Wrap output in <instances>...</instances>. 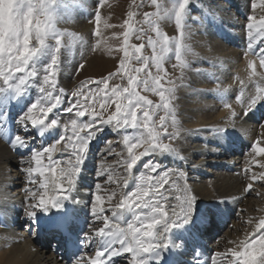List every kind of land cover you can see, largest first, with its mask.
I'll return each mask as SVG.
<instances>
[{
  "label": "snow or ice",
  "instance_id": "snow-or-ice-1",
  "mask_svg": "<svg viewBox=\"0 0 264 264\" xmlns=\"http://www.w3.org/2000/svg\"><path fill=\"white\" fill-rule=\"evenodd\" d=\"M12 2L14 5L27 4L28 7L22 15L14 7V14L20 20L21 27L10 31L4 37L5 46L0 50V81L8 90L14 92L15 100L27 95L30 87H35L39 92L36 100L16 116L15 121L20 131L10 141L12 147L16 149H30L29 159L26 161L29 166L20 170L27 175V183H39V187L44 190V193L38 197V203L33 204L32 208L39 207L45 213L50 208L63 209L64 204L57 196L48 195L49 188L53 191L59 189L62 192H69L74 188L82 171V165L85 163L90 142L106 127H110L121 137L127 152V157L119 161L127 175L121 176L120 179H123L125 185L135 180V190L130 196L126 194L127 198L118 205L121 209L127 208L132 211L133 221L129 223L125 234L119 225H113L105 214L103 227L96 230V235L101 237L103 248L94 256L89 255L83 259L87 260V264H113L118 256L132 254L135 258L137 252H149L151 248L156 247L150 242L156 237L155 229L167 221L166 205L170 198L167 193L187 194L188 192L187 186L180 184L186 173L176 169H165L160 172L158 171L160 162L154 159L144 162L143 168L147 170L146 172L134 176L132 170L143 157H154L157 153L184 160L183 155L172 144V141L180 136L173 97L176 91V79L183 81V71L189 67L186 56L192 51L185 42L188 35L187 17L190 14V0H160V2L151 0V5L156 10L144 12L143 19H136L138 15L136 11H128L127 18L120 26L124 29L123 32L116 34L118 37L122 36V43L115 49L122 54L116 71L100 80L82 82L78 89L68 95L66 106L65 90L57 87L60 71L58 54L65 35L56 26L58 15L56 5L60 0H12ZM71 3L79 5L80 0H71ZM105 3L106 0H97L93 33L96 37L101 35L102 16L99 9ZM36 5L39 7L37 8ZM133 5L136 8L144 6L143 3L136 5L135 0ZM251 9L253 14L247 17L246 24L248 36L254 39L253 33H255L264 37V0H259V3L252 2ZM162 20H174L177 35H167L161 28ZM109 27L115 26L109 25ZM33 32L36 35L37 47H33ZM67 35L70 51L78 42L82 43V39L77 34L67 33ZM48 38L55 40L56 48L52 49L50 58L45 61V55L49 51ZM133 40L140 43H132ZM98 42L93 50L99 47ZM247 47L249 50L253 48L251 40ZM146 49H150V55L146 53ZM107 50L109 53L113 51L111 48ZM259 51V67L264 69V48ZM173 57L175 59V63L172 64L173 69L181 71V76L177 78H173L165 68V64L171 62ZM79 67L82 69L83 64ZM247 67L250 69L249 80L257 75L264 79V73L257 72L255 60L249 61ZM117 78L126 83L110 86V81ZM240 83L243 84V81ZM89 84H94L95 87H87ZM4 91V88H0V93ZM143 93L158 97V102L149 99L148 95ZM236 99L247 109L243 113L247 116L258 104L264 103V87L255 83L254 92L249 95L247 102L243 100V92ZM113 106L114 110L110 111ZM224 106L230 109L233 118L231 122L234 124L238 114L231 104L226 103ZM62 112L70 114L69 119L63 124ZM84 117H87V120L82 119ZM6 119L7 117L0 113V120ZM61 126L64 134L50 146L31 147V139L37 136L43 138L47 133ZM169 128L172 131H169ZM129 129L132 130L131 134H128ZM5 131L0 124V133ZM217 133L220 139H224L227 129H217ZM62 143L63 147H60ZM106 143H109L111 155L110 142ZM67 149L71 150V155L66 165L62 166L63 162L54 160L53 155L56 152L63 153ZM252 152L256 156H264V146H261L260 139L253 144ZM116 155L121 154L116 153ZM260 166L264 167V165ZM105 174H107L106 182L119 183L118 179L113 178L109 169L102 167L100 175ZM174 174L175 179H173ZM36 177L40 179L37 180ZM260 178L264 179V172L260 174ZM170 180L171 184H169ZM248 187L251 188V185ZM95 188L99 193L102 186L97 183ZM31 196L32 199H37L36 192H31ZM64 198H67V195ZM181 198L179 195L176 197V199ZM111 200V195L105 198L97 194L92 214L94 216L97 214L96 209L103 213L105 205ZM186 203L191 207L195 203V196L191 195ZM112 215L116 217L117 213L113 211ZM28 216L35 220L37 213L32 210ZM192 219L185 214L173 223V227L181 225L187 227ZM0 226L6 227L3 224ZM63 227L65 231L68 230L67 225ZM110 227L111 231L108 230ZM164 230L167 231L166 228ZM177 243L184 244L182 240H178ZM230 243L235 246L226 253L216 254L225 258L230 257L227 264H264V218L259 219L255 224V230L245 239L240 240L238 244L235 241ZM196 255L199 253L197 252ZM163 259H160L159 264H162ZM195 264H200V261L197 259ZM212 264H217V261L213 260Z\"/></svg>",
  "mask_w": 264,
  "mask_h": 264
},
{
  "label": "bare ground",
  "instance_id": "bare-ground-1",
  "mask_svg": "<svg viewBox=\"0 0 264 264\" xmlns=\"http://www.w3.org/2000/svg\"><path fill=\"white\" fill-rule=\"evenodd\" d=\"M222 28L216 30V35L218 38L223 43L229 44L232 47L236 45L235 51H232V53L223 54H221L223 45L218 43L211 45L213 46L214 51L218 52L219 54L218 61H225L222 63L221 69H223V71L221 72L227 70V72H224L223 75V77L226 79L222 81L221 79L215 78L214 76H219V78L222 77V75H219L220 73L218 74L216 71V73H211L214 75L212 77L208 76L205 72H196V78L199 79L197 81L198 88L195 89L196 91H194L192 94H202L208 99L203 100L202 102L197 100L191 101L190 99L189 101L191 110L184 113V117H186V130L191 134H196V137H193L194 135L188 137V142L196 144L198 140V142H201V144L204 141H207L210 145L214 143L215 145L213 147L215 148L213 150L216 151H212L210 149L212 146L210 148L204 147L206 146L204 143V146H202L203 144L199 147L195 146L193 152L197 153V158L194 162H192V165L190 164L188 166L186 165V161L190 162L193 160H180L174 156H169L166 154L161 155L160 153H157L154 157H144L143 160L137 163V166L133 171V175L136 176L140 173L139 168L140 170L143 168L142 166L145 161L150 159H154L156 161L163 160L164 163H168V166H166L165 169L183 170L184 172L188 169L187 173L191 177H189L188 181L190 183H187V186L189 187L192 195L194 193H199L200 195L204 191L211 194L210 197L203 202V205L199 207L197 205H193L189 211L187 203L184 202L180 204L181 201H178L174 194V197L169 198L167 201V221L157 226L155 229L156 237L150 241L153 245L157 244L160 248L164 247V252H166L165 245L170 243V246L173 247V250L176 252V254H179L183 258H188L189 254H191V249H198L200 250L202 258L205 260L206 264H212L213 260H216L217 264H227V260L224 256H217L216 254L226 253L228 249L233 248L235 245L230 242L235 241L238 244L240 240L245 239L247 235L251 234L255 230V224L259 221V219L264 218L263 203H257L256 201L258 207L263 208L261 209V212H258L250 203L251 200L248 198L249 195H251L248 190L251 192L254 191L255 189L253 188H255V183H257L260 178V176L257 174V168L264 163V156H256L252 152V146L257 139H260L261 146H264V103L258 104L254 110L250 111L248 115L245 116L243 113L247 111V109L242 107V105L238 103L236 99L238 95L243 92V100L247 102L249 95L254 92V84L259 83L257 79L260 78L259 75L254 77L252 80H249L250 69L247 67L249 61L255 60L257 72L264 73V69L259 67V50L264 48V37H255L254 39L248 37L247 39H244L240 34L241 29H239L238 32H233L234 35H232L229 30L226 33L221 31ZM254 34L255 33H253V36L256 35ZM196 38L198 46L206 48L205 43L207 40L203 38V40L200 39V36H196ZM235 38H237V41ZM242 39H244L245 42H243ZM250 40L253 43V48L251 50H249L247 47ZM257 44H260L259 47H256ZM240 46H242V48H240ZM209 64L212 63L210 62ZM210 66L211 65H209V67ZM241 81H243V84L240 83ZM204 90H208L209 93H204ZM19 102L20 101H14L12 109L8 112L9 116L5 117H10L12 119L14 114H16L15 112L21 109V104ZM226 103L231 104L233 109H235L236 113L238 114L235 118L234 124L231 122L233 118L230 114V109L224 106ZM191 111L194 114L191 113ZM260 114H263V118L262 116L260 117ZM221 128L227 129L224 139H220L217 133V129ZM107 131L108 130L105 128L102 133L98 134L99 137L97 136V138L90 142L87 157L85 163L82 165V171L79 175V178L77 179L76 185L74 188L70 189L69 192H67L70 197L75 199L74 201L72 200L71 203V199L69 197L70 202L67 203L72 210L70 211L71 214L78 215L80 219L85 221L87 223L86 228H90L87 231L93 235L96 233V230H98L97 228L103 227L104 213L107 211V209H109V207L106 204L103 213H101L99 209H96L97 214L95 216L92 214L93 208L95 207V200H93V198L95 199L96 196L92 197L93 191H91V186L92 181L95 179L91 176L88 180L87 176L85 175L88 174V170L92 167L90 160L94 158L95 153H99V145L102 143L98 144V141H103L104 134H109ZM211 131L213 133H210ZM205 133L214 134L215 136H213V139L215 141H212V143L209 142L206 137H203ZM198 136L200 137L197 138ZM42 139L43 140L39 139L37 136L34 139H31V143L37 142L42 146H50L52 144L51 142L54 141L52 139ZM7 145L8 143L2 138V135H0V224L6 225V227L0 226V264H68L61 258L59 254H56L50 248L48 249L47 243L46 248L41 249L37 246L36 240L34 238L29 236L26 232L19 230L21 227H23L25 221L29 219L28 213L30 211L35 210L37 216L40 215L39 211L41 209L39 207L33 209L32 205L38 203V197L44 193V190L39 187V183L29 184L27 181H21L23 178H21V176L19 178L20 181L18 180V182L15 184L11 183L10 179H12V177H9L8 171L14 167H21L20 164L22 162L21 160L17 159V155H27L28 152H26L27 149H20L16 151L15 154H12L7 150ZM113 146L114 145L111 147ZM60 147H63V144H61ZM70 151V149H67L63 153L56 152L53 155V159L64 163L70 158ZM245 151L247 155L244 157V155H241V153H245ZM228 153H234V155L228 158V160L226 158L227 162H223V159H225L224 156H226ZM219 155L224 156L223 158H218ZM246 158H248V160ZM169 163H171V165H169ZM115 164L120 163L117 162ZM206 165H210V167H214L222 171L212 172L209 171V169L206 170ZM94 166H97V161L94 162ZM200 168L202 172L206 171V173H212L213 177L209 179L207 178V180H205V178L203 179L201 174L197 172V170ZM19 172L20 174H23L21 170ZM18 177L19 174H16V178ZM246 177H249V179H246ZM253 177H255V179ZM173 178H175V174L173 175ZM25 179L28 180L27 175L25 176ZM36 179L39 180L40 178L36 177ZM129 180H131L130 177ZM196 181L199 183L197 184ZM249 185H251V189H249ZM122 186H124V184ZM65 187H67V185H65ZM167 187L168 185L165 186V188ZM211 189L214 190V192H211ZM134 190L135 180H132L128 185H125L120 195L118 194L121 198V201L127 198L126 194L130 196ZM31 192L37 193V199H32ZM57 192H59L58 189L53 191L51 188H49L48 195H55ZM172 194L173 193L168 195ZM217 195L224 197L222 198L223 200L217 201ZM89 198H92L93 202H91V204L93 206L89 205ZM197 200H199V198ZM215 207H217L221 213ZM250 208L252 211L247 212ZM114 211L117 213L116 217H113V215L110 214V216H108L109 220L113 225L118 224L124 233L127 234L128 225L133 221L132 211L128 210L127 208L121 209L119 207H117ZM198 211L200 212L199 214H197ZM211 211H214V213L212 214ZM240 211H245V229L241 228L242 230H240V228L235 227V232L237 231L238 233L236 236L227 237L224 234L223 237L220 238L221 242L215 244L206 242V240L214 237L216 232L220 233L221 229H223V226L220 225L223 222L221 220L222 217L227 216L234 218V216L240 214ZM190 212L193 213V218L195 219L196 224L191 223L189 228L183 230H181L182 225L180 227H173V223L179 217H182L185 214H188L189 219H192ZM120 213H122V215H120ZM210 216L211 219L209 218ZM121 217H126L127 222L121 224ZM13 226L16 231L19 230L20 232L17 233L14 231L11 228ZM165 228L167 231L164 230ZM108 230L111 231L112 228L110 227ZM222 232L223 231H221V234ZM193 234L196 235V238L193 236ZM168 235L172 238L171 241H166ZM95 238L101 240V237L97 236L96 234ZM153 240H157L156 243L153 242ZM178 240H182L184 244H178ZM214 242L215 241H213V243ZM219 245L223 246V249L220 250L217 248ZM118 247H120V245H118ZM217 249H219L221 252L219 250L217 251ZM211 251L212 255H209ZM150 252H137L135 258H133L132 254H124L118 256L117 261H115L114 264H133L135 261H137L136 264H140V262H142V264H147L146 260L148 259ZM140 255L142 257L144 256L143 260L141 259ZM84 257L86 256L84 255L83 258ZM83 258L81 261L71 262L69 264H87V260Z\"/></svg>",
  "mask_w": 264,
  "mask_h": 264
},
{
  "label": "rangeland",
  "instance_id": "rangeland-1",
  "mask_svg": "<svg viewBox=\"0 0 264 264\" xmlns=\"http://www.w3.org/2000/svg\"><path fill=\"white\" fill-rule=\"evenodd\" d=\"M158 2H160V0H158ZM252 2L259 3V0H190V4H189L190 14L187 17L188 35H187L185 42L191 48L192 51L186 56V59L189 63V67L183 71V81L176 79V91L173 97V107H174V112L177 118V124L180 130V136L178 139L172 141L173 146L176 147L180 151L184 159L193 160L190 162L186 161L187 166L190 164L192 165V162H194L197 158L196 157L197 153L193 152L195 146L199 147L200 145L204 143L206 146H204V144L202 146L206 148H210L212 146L210 149L212 151H216V150H213L215 148L213 147L215 144L212 143V141L213 142L215 141L213 139V136H215L214 134L205 133L203 135V137H206L207 140H209V142L212 143L211 145L207 141H204L205 140L204 138H203L204 142H202V144L201 142H198V140L196 144L195 143L192 144L191 142H188V137H190L191 135L192 136L194 135V133L191 134L190 132H188L185 127L186 117H184V113L186 111L191 110L189 100L191 99V101L197 100L199 102H202L203 100L208 99L206 98L205 95H202V94L200 95L192 94L194 93V91H196L195 89L198 88L197 81L199 79L196 78L195 73L205 72L208 76L212 77L214 75L211 73L218 72V74L220 73L219 75H222V77L219 78V76L218 77L214 76L215 78L221 79L222 81L226 79L223 77V75H224V72H227V70L224 72H221L223 71V69H221L222 63L225 61H220V62L218 61L219 54L218 52L214 51L213 46L211 45L216 44V43L223 45L222 49L224 51L221 50V54L232 53V51L236 50V45L232 47L229 44L223 43L216 35V30L223 27L221 31L226 33L229 30V32L232 35H234L233 32H238V30L241 29L240 34L242 38L247 39L249 36H248L246 24L248 22L247 17L253 14V10L251 9ZM135 3L136 5L143 3L144 6L142 8H136L133 5V0H106V3L104 4V6L99 9V11L101 12V16H102V21L100 24V33H101L100 37H96L93 35L95 31L94 13L97 10V0H80L79 5H73L71 3V0H60V2L56 5V8L58 10L56 26L58 30L65 33L63 37V42L60 46V52L58 54V59L60 61V71L58 73V85H57L58 89L62 88L65 90V93H66L65 106L67 104L68 95H70L72 91H75L76 89H78L80 85L82 84V82L89 81V80H100L108 76L109 73H113L116 71L117 65L119 63V58L122 55L121 53L115 51V49L119 47L120 44L122 43V36L118 37L116 34H120L123 32L124 29L120 26L123 24L124 20L127 18V12L136 11L138 13L136 19H143L144 12H154L156 10L155 7L151 5V0H135ZM14 7L18 9L20 14L22 15L27 10L28 6L27 4L14 5L12 0H0V33L3 34V35H0V50H2L5 46L4 37H6L10 31H14L21 27L20 20L14 14ZM36 7L38 8L39 5H36ZM257 14H259L258 10H257ZM109 25H114L115 27H109ZM160 25H161L162 30L167 35L169 36L177 35L174 20H171V21L162 20L160 21ZM67 33H75L77 34V36H79L82 39V43L78 42L75 45V48L71 51H70L69 37ZM22 34L23 33H21V35ZM150 35H154V33H150ZM196 36H200L201 37L200 39L203 38L207 40V42L205 43L206 48L198 46ZM255 37L260 38L261 36L255 35L254 38ZM235 39L237 41V38ZM244 39H242L243 42H245ZM97 41H99L98 42L99 47L93 50ZM32 43H33V47L38 46L37 41H36L35 32H33ZM132 43L138 44L140 43V41L133 40ZM47 44L49 46V51L45 55V58H44L45 61L50 58L52 49L56 48V42L52 38H48ZM108 48H111L113 51L109 53V51L107 50ZM145 51L147 54L150 55V49H146ZM210 62L215 65L209 64ZM174 63H175V59L173 57L171 62H168L165 64V68L173 78H177L181 76V71L179 69H173L172 64ZM81 64H83L82 69L79 67ZM207 64L211 66L209 67V65ZM208 68L209 69L211 68V69L209 70ZM153 71H155V69H153ZM257 79H258V82L261 84V86L264 87L263 85L264 79H261V78H257ZM13 83H15V81H13ZM117 83H126V81H120L119 78H117V79L110 81V86L117 84ZM87 87L94 88L95 85L89 84L87 85ZM0 88L5 89L3 93H0V113L3 114V112L4 113L7 111L9 112V110L12 109V105L15 99L13 98L11 99L9 94H12V93H9V92H13V91L8 90V88L3 84L2 81H0ZM203 92L206 94L209 93L208 90H204ZM143 94L148 95L149 99H152L153 101L158 102V97H155L148 93H143ZM38 96H39L38 90L35 87H30L27 95L23 96L24 100L22 102H19L21 104V109L16 111L17 115L21 114L24 110H26V107L29 106L32 102H34ZM112 110H114V106L112 109H110V111ZM8 112L6 116H9ZM191 113L193 112L191 111ZM69 115L70 114H65L63 112L61 113L62 124L63 122H66L69 119ZM262 118H263V115H262ZM82 119L87 120V117H84ZM13 124L15 125V123ZM14 127L15 128L18 127L19 129V130L17 129L16 132L20 131V127L17 123ZM106 129L108 130L107 132L109 134L105 133L103 137L104 138L103 141L101 140L98 141V144L102 143L101 145H99L100 147L99 153H95L94 158L90 160V164L92 165V167L88 170L89 172L87 171L88 174H86L85 176H87L88 180L91 176L95 179L92 181V186H91V191H93L92 197L93 196L95 197L97 195V189L95 188V185L97 183L101 184L102 186L101 191L98 194L103 195L105 198L106 196L107 197H109L110 195L112 196V200L108 204L109 209H107V211L104 213V215L106 214L107 216H110V214L112 215V211H114L120 204L121 198L119 197V195L122 189H124L125 187L124 181L123 179H120V177L123 175H127L124 172V169L121 166V164H115V163L126 158L127 152L122 144L121 137L118 136L110 127H106ZM57 130L61 131V135L64 134L62 126L58 127ZM169 131H172V129L169 128ZM131 133H132V130L129 129L128 134H131ZM210 133H213V132L211 131ZM0 135H2V133H0ZM195 135L193 137H196ZM199 137L200 136H198L197 138ZM106 142H110L111 146L114 145L113 147H111V153H112L111 155L109 154V143H106ZM10 144L7 145V150L11 152L12 154H15L17 149L12 147V145ZM138 151H142V149H138ZM246 151L245 153L244 152L241 153V155H244L245 157L247 155ZM29 153H27V155L18 154L17 159L21 160L22 162L20 164L21 167H14L8 171L9 177L10 178L12 177V179H10L12 184H15L16 182H18V180L20 181L19 179L20 176L21 178L23 177L21 181L22 180L27 181L25 179L26 175L24 174V172H22L23 174H20L19 168H24V167L29 166L28 164L24 163L28 161ZM116 153H120L121 155L117 156ZM233 155L234 153H228L226 156L219 155L218 158H223L224 156L225 159H223V162H227L226 158L228 160V158L232 157ZM246 159L248 160V158ZM96 161H97V166H94V162ZM66 162L67 161H65L62 164V166H65ZM242 163L245 164L244 162ZM211 166H212V163H211ZM102 167L109 169L113 175V178H118L119 183L106 182L107 174L100 175ZM141 169L143 171L146 170L144 168H141ZM205 169L206 170L209 169V171H212V172L222 171L220 169L218 170L217 168L210 167V165H206ZM257 170H258L257 174L260 176V174L264 172V167L259 166ZM187 172H188V169L187 171H185L186 173L185 178L180 181V184L182 186L183 185L187 186L190 183L188 180H189V177L191 176L188 175ZM197 172H199V174H201V177L203 179L205 178V180H207V178L209 179L213 177L212 173H206V171L202 172L201 168L197 170ZM245 172L247 174L246 169H245ZM15 173L19 174L18 178H16ZM247 178L249 179V177H246V179ZM196 183L198 184L199 182L196 181ZM123 184L124 186H122ZM169 184H171V180L169 181ZM187 189H188L187 194H184L183 192H176V193L170 192L168 194L173 193L172 195H170V198L174 197V194L176 197L179 195L182 197L181 199H178V201H181L180 204L184 202L186 203V201L190 200V197L192 195L188 186H187ZM253 189L255 190L252 192L248 190L251 193V195H249L248 198L251 200L250 203L255 207V210H257L258 212H261L262 211L261 209L263 208L258 207V205L256 204V201L257 203L258 202L263 203V206H264V179L259 178V181L255 183V188ZM211 192H214V190L211 189ZM193 195L195 196V203L192 204L191 207L189 206V203H187L188 211L192 208L193 205H197L198 207L203 205L204 204L203 202L206 199H208L211 194L206 193L204 191L200 195L199 193L198 194L194 193ZM68 196L70 197V195ZM198 198L199 200H197ZM222 198L224 197H220L219 195H217L216 200L221 201L223 200ZM70 199H71V203H72V200L73 201L75 200L73 197H70ZM93 200L95 199L93 198ZM93 200L92 198H89V201H88L90 202L89 205L93 206L91 204ZM214 211H211V213L213 214ZM251 211L252 209L250 208L247 212H251ZM244 212L245 211H240V214L234 216V218L227 217V216L222 217L221 220L223 221L222 222L223 225L220 224L221 226H223L222 227L223 229H221V231H223L222 234H221V231L220 233L216 232L214 237L210 239L208 238L209 240H206V242H210L211 244L221 242L220 238H222L224 234L227 237L236 236L238 233L237 231L235 232V229H236L235 227L240 228V230L245 229L246 222L244 219V216H245ZM199 213L200 212L198 211L197 214ZM190 215L192 217L191 212H190ZM209 218L211 219V216ZM26 223L25 224L23 223L24 224L23 227H25ZM23 227H21L19 230H21L22 232H26L25 231L26 228L24 229ZM11 228L14 231H16L14 226ZM19 230H17L16 232L19 233L20 232ZM213 241L215 242L213 243ZM47 248L49 249L50 247L47 246ZM217 248L221 250L223 249V246L219 245ZM219 249H217V251ZM210 254L212 255V251ZM225 259L228 260L230 259V257H227Z\"/></svg>",
  "mask_w": 264,
  "mask_h": 264
},
{
  "label": "water",
  "instance_id": "water-1",
  "mask_svg": "<svg viewBox=\"0 0 264 264\" xmlns=\"http://www.w3.org/2000/svg\"><path fill=\"white\" fill-rule=\"evenodd\" d=\"M59 190V189H58ZM60 191V190H59ZM62 192V191H61Z\"/></svg>",
  "mask_w": 264,
  "mask_h": 264
}]
</instances>
